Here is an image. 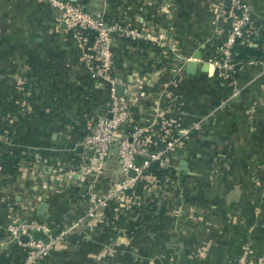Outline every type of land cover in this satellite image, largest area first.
I'll return each instance as SVG.
<instances>
[{"label":"crops","instance_id":"crops-1","mask_svg":"<svg viewBox=\"0 0 264 264\" xmlns=\"http://www.w3.org/2000/svg\"><path fill=\"white\" fill-rule=\"evenodd\" d=\"M31 1L0 0V117H2V113H8L15 118V124L11 128L10 126L7 128L13 129L17 135L16 146L12 145V147H17L23 156L16 175L8 176L0 173V194L3 193L6 198L12 195L15 200L14 204L19 208V210L16 208L14 210L20 216L21 213L26 216L32 212L35 215L33 219H42L57 227L59 223H63L62 227L57 228L59 231L64 226H68L77 214V210L71 202L73 199H68L67 191L85 194L86 190L82 191V188H86L92 180L91 177L84 174L82 167L86 165V162H82L81 167L79 165L73 167L75 165L73 161H88L89 154H86L88 152L82 146L84 129L94 117L102 114L108 97L104 88H99L85 71L77 69L75 61L79 49L73 47L63 25L58 23L57 27L53 28L52 24L45 21L48 24L42 27L39 9ZM85 1L81 4L83 8L87 5ZM136 1L129 0L127 3L118 4L111 11L113 17L108 16V19L120 24L127 22L136 28L141 26L144 29L151 28L152 25H148L150 22L142 24L145 17L141 19V14L136 9ZM143 1L142 14H145L147 8L152 7L153 0ZM244 1L251 14V31L249 32L251 40L245 41L243 45L258 47L262 50L264 49V0ZM165 3L168 6L171 5L169 1H165ZM175 3L179 8L172 13L174 17L172 28L167 29V32L169 29H173V31L168 34L166 31L160 30L167 38L166 43L177 47V50H172L175 56L172 61H163V59H167L162 56V54H166L164 51L162 54L160 52L156 54L158 58L155 59V62H159V64L146 65L145 62H148L149 59L141 61L140 57L136 55L134 46L121 45L118 44V41L116 42L117 45L114 48L115 70L117 75L123 77V88L131 87L136 92L131 97L133 122L128 129L145 128L147 131L144 137H150L153 142L159 136L163 137L164 134L168 137L175 135L178 129L183 128L187 131L190 129L191 132L196 129L197 131L201 128L200 121L205 117L208 118V132L215 131V122L212 124L211 120H220L223 113L226 123L229 122L230 126L241 132L248 126L240 124L239 127L235 120L244 118L242 114H248L247 112L251 111L254 103L261 101L262 105H256L259 113L255 116L259 118L257 132L263 134L264 114L261 112L264 111V77L259 75L258 68L256 66L247 68L242 73L236 74L232 80L224 79L221 72L207 66L205 71L202 70L204 63L201 61L210 52V47L205 46L203 36L205 35V38L207 36L209 38V35L212 36L210 26L215 20L212 14L203 19L201 32L199 22L201 14H199L198 8L199 4L206 6L205 2L175 0ZM189 5L192 7L190 10L187 9ZM226 5L224 1V6ZM124 6L128 7V11L124 9ZM183 13L188 15L185 23H181V19L178 20ZM123 16L127 18L123 20ZM148 33L153 36V40H157L159 35L155 31L151 30ZM200 47L202 51L199 59L198 61L194 60L196 62L195 72L193 75H188L185 72L186 63L192 61L193 54ZM172 53L168 54L172 55ZM175 68L178 72L164 83L163 81H166L165 71ZM214 71L219 74L220 78L210 77ZM11 89H14L16 93L11 94ZM13 98H15V106H17L13 110H9L5 105L10 103ZM221 105H224L222 113L216 111ZM11 121L9 120V122ZM212 138V136H207L208 140ZM259 140L261 141L258 144L252 145L249 141L247 143L261 151L264 149V137ZM242 145L243 143H240V147ZM177 149L181 150L180 147ZM114 155L115 150L112 149L111 155L106 161V166L112 170L115 168ZM29 159H32L34 163H28ZM258 160L260 159L257 158L256 161ZM180 161L185 162L187 170V162L178 154L173 162L178 166ZM36 163H39L38 167ZM28 166L33 167L29 168ZM64 179L68 184L65 187L66 193H60L58 190L49 191L57 181ZM148 179L146 177L144 182ZM150 191L148 189L144 195L132 198V203L131 199L128 200L127 209L114 208L117 211L115 213H119V215L123 211L129 216L131 215L130 222L126 221L123 225L129 229L128 233L132 232V229L141 228L140 225L135 227L132 220L136 214L141 216L139 219H142L145 214L144 205L149 200L147 198H149ZM238 191V189L231 190L229 197H235L234 200H236ZM42 204L44 207L40 208ZM245 205L246 203L243 202L245 209L241 205L239 206L244 213L248 209ZM40 209L41 215L39 214ZM111 209L113 208L111 207ZM110 210L109 212L106 210L103 215L87 224L86 227H80V235L84 238V252L77 260L80 263L105 264L106 260L109 261L103 259V253L100 256H98L99 254L91 255L89 249L93 246L101 247L109 238L110 242L106 246L110 247L111 254L115 253L114 244L118 245L121 240L119 237L121 226H115L113 211ZM24 220L28 219L24 218ZM106 227H109L114 233L105 238H99L103 233L102 230ZM242 228L241 225L230 226L226 222L222 223V230L225 233L222 242L229 244L230 248L233 246L231 244L242 246L240 231ZM234 231H237V234L232 237ZM259 234L256 233L253 241L257 243V246L263 247L264 232L261 234V238H259ZM127 238L133 240V236ZM148 240L144 237L143 243H147ZM140 244L139 241L137 245L140 246ZM230 248L222 249L227 253L226 251H229ZM117 256L119 257V255H115L116 259ZM133 256L136 257L134 253L132 259H135ZM76 258L72 254L67 261H76ZM113 258H110V261L116 262Z\"/></svg>","mask_w":264,"mask_h":264},{"label":"rangeland","instance_id":"rangeland-1","mask_svg":"<svg viewBox=\"0 0 264 264\" xmlns=\"http://www.w3.org/2000/svg\"><path fill=\"white\" fill-rule=\"evenodd\" d=\"M47 1L32 0L31 2L39 9L41 24L43 23L42 27L50 23L55 28L60 19V14L56 9L48 7ZM58 1L71 2L70 0ZM83 1L85 0H73L71 3L81 5L84 3ZM128 1L86 0L87 5L83 6L94 17L106 19L108 16L113 17L111 11L118 4L127 3ZM158 1L160 3L157 4ZM165 1H169L171 5L168 6ZM165 1L153 0V3L151 2L152 7L147 8V12L142 14L144 1L137 0L135 2L136 9L141 15H136H140L141 19L145 17L142 24L150 22L148 25H152V27L144 29L141 26L136 28L127 22L122 23L126 28L138 30L141 37L137 40H131L126 36H116L114 37L113 47L111 46L112 50L114 51L117 41L118 44H128L129 46L133 42L135 43L136 55L140 57V60L144 62V60L149 59L148 62H145L146 65L159 64V62H155V59L158 58L156 54L159 52L162 54L164 51L166 54H162V56L167 57V59H163V61H172L175 58L172 50H177V47L172 44H169L171 47L168 44H163L164 41L162 40L156 42L153 40V36L148 33L152 30L158 35H163L160 30L167 32L168 28H172V22L174 21L172 13L173 11L176 12L179 6L176 5L175 0ZM200 1L206 4V6L199 4L198 8V12L200 11L199 14H201L199 20L200 31L203 30V19L212 14L215 20L210 26L212 36L209 35V38H207L208 36L205 38L203 34L205 46L210 47L212 52L214 50L212 45L218 39L214 35L216 33L221 35L223 27H228L229 20L224 19L226 14L219 15L224 10L221 7L220 0ZM161 2L162 5H160ZM191 8V5L187 6V9L190 10ZM124 9L127 10L128 7L124 6ZM129 9L131 10V8ZM182 16L178 20L181 19V23H185L188 15L183 13ZM126 18L123 16V20ZM45 21L48 23H45ZM106 21L115 22L111 19ZM172 31L173 29H169L167 33L171 34ZM207 32L209 33V31ZM66 34L73 47L79 50L83 48L81 40L77 38L83 35L80 30L77 34L74 31H69ZM162 38L167 41L165 36H162ZM168 53H172V55ZM75 62L77 63V57ZM76 67L85 71L82 66ZM165 72L166 81H163L164 83L175 76L176 69ZM218 75L214 71L210 77L218 79L220 78ZM12 93H16L14 89H11ZM14 101L15 98L10 103H6V108L13 110L17 106H15ZM19 103L21 102L19 101ZM256 105H262L261 101L255 102L251 111L247 112L248 114H242L244 118L235 120L239 127L240 124H247L248 127L241 132L230 126L229 122L226 123L222 113L224 105H221L216 111H221L222 118L218 121L211 120L212 124L215 122V131L208 132L207 125L209 123L208 118L205 117L199 123L201 127L199 130L196 131L195 129L191 132L189 129L187 133H184L178 139L180 145L176 146V148L180 147L181 150L175 149L170 154L168 153V160L159 165L167 173L159 180L149 178L146 182L143 180L136 182V184L140 181L144 183L142 185V195L148 189L151 190L149 198H147L149 200L144 205L145 214H143L142 219H139L141 216L136 214L134 220H132L135 227L140 225L141 228L132 229V232L128 233L129 229L123 225L126 221L130 222L129 217L131 215H127L125 211L120 215L116 213L113 218L117 220L119 217L118 225L121 226L119 237H121V240H119L118 245L114 244L115 253L111 254L110 247L106 246L110 242L109 238L101 247H90V254H99L98 256H100L103 253V259L109 260H106L105 264H264V245H262L263 247L257 246V243L253 241L256 233H260L259 238H261V234L264 232V149L259 151L253 146H249L250 143L252 145L260 143L261 140L259 139L264 137V133L259 134L257 132L259 118H256L255 115L259 111ZM261 114H264V111ZM9 120L12 121L9 122ZM14 124L15 118L11 114L2 113V117H0V155L5 151L18 150L17 147H12V145L16 146L15 138L17 135L13 129L7 128V126L11 128ZM226 124L228 125L226 126ZM208 135L213 138L208 140ZM240 143H243L241 147ZM178 154L187 162V170L178 169L173 162ZM257 158L260 160L256 161ZM29 162L34 163L32 159H29ZM36 166L38 167L39 163H36ZM28 167L32 168L33 166ZM236 189L239 191L237 199L234 200L235 197L231 198L229 195L231 190ZM14 201L12 195L6 198L3 193L0 194V264H25L27 259L26 250L28 248L22 244L25 241H21L20 238L18 241L12 234V229L9 228L23 223L24 218L30 221L35 215L31 212L30 215L27 214L26 216L21 213L20 216L14 210L15 208L19 210ZM243 202L246 203L245 206L248 208L245 211L246 213L239 208L240 205L243 207ZM243 208L245 209V207ZM28 216H31V218H28ZM224 222L230 226L241 225L243 227L240 230L242 246L231 244L233 246L230 248L228 247L229 244L222 242L225 235L222 230V223ZM80 234V228L73 230L71 234L60 238L55 243L52 252L48 256L40 260L35 259L30 264H82L77 261L84 252V238ZM236 234L237 231H234L232 237ZM129 236H133L134 241L129 240L127 238ZM144 237L149 239L147 243H143ZM139 241L141 242L140 246L137 245ZM146 244L148 245L146 246ZM223 245L230 248L229 251H226L227 253L222 249L224 248ZM133 253L136 255V257L133 256L135 259H132ZM72 254L77 257L76 261H67ZM115 255H119V257L117 256L118 262ZM110 258L115 259L116 262H111ZM91 264L95 263L92 262Z\"/></svg>","mask_w":264,"mask_h":264},{"label":"built area","instance_id":"built-area-1","mask_svg":"<svg viewBox=\"0 0 264 264\" xmlns=\"http://www.w3.org/2000/svg\"><path fill=\"white\" fill-rule=\"evenodd\" d=\"M220 1L224 10L219 15L226 14L224 19L229 20L228 32L223 43L214 47L212 52L210 50L209 55L200 61L208 68L221 72L224 79L231 80L234 75L255 66L258 68L259 75L264 77V58L236 60L232 57V48L236 43L243 45L245 41L251 40L248 35L251 14L247 3L244 0ZM224 1H227V8L224 6ZM47 6L58 11L60 14L58 23L63 25L65 31H74L77 34L80 30L83 34L77 37L81 40L83 48L78 52L75 65L82 66L96 85L105 89L108 101L102 114L94 117L84 129L82 146L88 152L86 154H89L88 161H73L75 164L73 167L76 165L81 167L82 162H86V165L82 167L84 174L92 178L85 188L86 193H66L65 187L68 184L65 179L57 181L56 185L49 189V191L58 190L60 193H66L68 199H73L71 202L77 214L72 218L71 223L58 232L52 231L47 223L37 219L25 220L9 228L12 229L11 232L18 241L22 236L26 238L25 243H22L28 248L25 264L33 263L35 259H44L52 252L60 238L71 234L77 228L86 227L106 210L109 212L111 207L113 216L117 212L114 208L119 210L125 208L127 201L130 200L126 197V191L139 180L145 181L146 177L153 179L145 173L147 167L151 163L160 165L167 161V154L177 149L178 139L187 133L186 129H178L175 135L168 137L164 134L163 137L159 136L152 142L150 137H144L147 131L145 128L128 129L133 122L131 97L136 92L128 87L123 88L120 96L115 95L116 86L123 84V77L117 75L115 70L112 47L114 37L119 35L137 40L141 37L138 30L126 28L116 21L107 22L103 17H94L82 6L68 1L48 0ZM162 36L159 35L156 42L162 40L163 44H167L164 38L161 39ZM220 36L216 33V38ZM176 72H178L177 69ZM112 149L115 150L114 170L106 166ZM129 171L134 172L133 177L127 175ZM35 232L44 238L34 239Z\"/></svg>","mask_w":264,"mask_h":264},{"label":"trees","instance_id":"trees-1","mask_svg":"<svg viewBox=\"0 0 264 264\" xmlns=\"http://www.w3.org/2000/svg\"><path fill=\"white\" fill-rule=\"evenodd\" d=\"M227 7L228 6H226L225 8H227ZM108 18L109 17H107L106 20ZM228 28H229V25H228V27H225V28L223 27V31L221 33V36L217 39V42L213 44V47H217L218 45L223 43V41L225 40V37L227 35ZM250 31L251 30L249 28L248 33ZM249 37L251 39V34L249 35ZM131 46H135V43L131 42ZM232 57H233V59H236V60H243L246 58L263 59L264 58V49L261 50V49H258V47H249L246 44L240 45V44L236 43L235 46L232 48ZM20 152H21L20 150L14 149V151H7V152L2 153L0 155V173L1 174H6L8 176H14L17 174V168H18L19 163L22 159V157L20 156L21 155ZM70 158H72V157H70ZM145 173L150 175L151 177H153V179L159 180L167 172L165 169H162L158 165V163H151L147 167ZM142 185H144L143 181H140L138 184H135L131 189L126 191V193H125L126 197H129L130 199H132V198L134 199L136 196H140L142 194V187H143ZM67 192L70 194L76 193L75 191L73 192L70 190H68ZM118 218L114 222L115 226L118 225L117 224ZM37 220H39V219H37ZM39 221L47 223L48 226L51 228V230L55 231V232H58L57 228H60L63 226V223H59L58 227H57L56 225L54 226L53 224L50 225L48 222L43 221L42 219H40ZM102 232L103 233L100 235L99 238H105V237H107V235L109 236L110 234L114 233V231H112L109 227L104 228L102 230ZM33 238L34 239H43L44 237L41 234L35 232V233H33Z\"/></svg>","mask_w":264,"mask_h":264},{"label":"water","instance_id":"water-1","mask_svg":"<svg viewBox=\"0 0 264 264\" xmlns=\"http://www.w3.org/2000/svg\"><path fill=\"white\" fill-rule=\"evenodd\" d=\"M71 2L73 0H70ZM225 4H227V1H225ZM202 51V48L200 47L192 56V61H188L186 63V67H185V72L186 74L188 75H193L194 72H195V66H196V62L194 60H198L199 59V55H200V52ZM206 64H203L202 65V70L205 71V68H206ZM122 90H123V86L121 85H117L116 86V90H115V95L116 96H120L122 94ZM178 169L180 170H186V167H185V162L184 161H180L179 162V165L177 166ZM128 176L130 177H133L134 176V172L133 171H129ZM85 190V188H82V191ZM82 194V192H80ZM44 207V204L40 205V208H43ZM39 214L41 215V209L39 210ZM21 241H26V238L25 237H20Z\"/></svg>","mask_w":264,"mask_h":264}]
</instances>
